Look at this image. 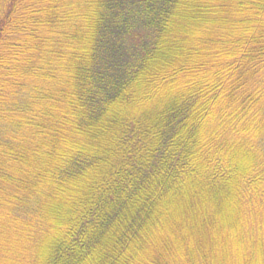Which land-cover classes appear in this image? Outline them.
<instances>
[{
    "label": "trees",
    "instance_id": "trees-1",
    "mask_svg": "<svg viewBox=\"0 0 264 264\" xmlns=\"http://www.w3.org/2000/svg\"><path fill=\"white\" fill-rule=\"evenodd\" d=\"M0 264H264V0H0Z\"/></svg>",
    "mask_w": 264,
    "mask_h": 264
},
{
    "label": "rangeland",
    "instance_id": "rangeland-1",
    "mask_svg": "<svg viewBox=\"0 0 264 264\" xmlns=\"http://www.w3.org/2000/svg\"><path fill=\"white\" fill-rule=\"evenodd\" d=\"M127 40L129 46H134L138 50H140L143 46V42H145L146 40V35L141 31L133 32L127 36Z\"/></svg>",
    "mask_w": 264,
    "mask_h": 264
}]
</instances>
